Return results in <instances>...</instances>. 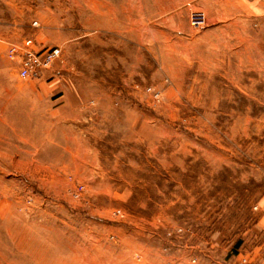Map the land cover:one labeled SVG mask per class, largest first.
Masks as SVG:
<instances>
[{
  "label": "rangeland",
  "instance_id": "obj_1",
  "mask_svg": "<svg viewBox=\"0 0 264 264\" xmlns=\"http://www.w3.org/2000/svg\"><path fill=\"white\" fill-rule=\"evenodd\" d=\"M0 264H264V0H0Z\"/></svg>",
  "mask_w": 264,
  "mask_h": 264
},
{
  "label": "built area",
  "instance_id": "obj_2",
  "mask_svg": "<svg viewBox=\"0 0 264 264\" xmlns=\"http://www.w3.org/2000/svg\"><path fill=\"white\" fill-rule=\"evenodd\" d=\"M200 22H194L198 26ZM36 25V22L33 23ZM9 56L19 62L18 75L22 79H38L60 57L59 47L38 49L33 39L28 38L8 48Z\"/></svg>",
  "mask_w": 264,
  "mask_h": 264
},
{
  "label": "crops",
  "instance_id": "obj_3",
  "mask_svg": "<svg viewBox=\"0 0 264 264\" xmlns=\"http://www.w3.org/2000/svg\"><path fill=\"white\" fill-rule=\"evenodd\" d=\"M44 48H48V47H44Z\"/></svg>",
  "mask_w": 264,
  "mask_h": 264
}]
</instances>
